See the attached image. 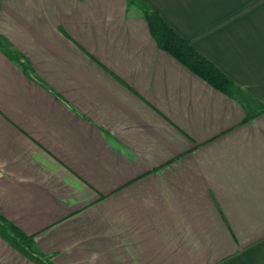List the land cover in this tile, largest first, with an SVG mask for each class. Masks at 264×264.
<instances>
[{"label": "crops", "instance_id": "crops-1", "mask_svg": "<svg viewBox=\"0 0 264 264\" xmlns=\"http://www.w3.org/2000/svg\"><path fill=\"white\" fill-rule=\"evenodd\" d=\"M0 214L54 264H264V0H0Z\"/></svg>", "mask_w": 264, "mask_h": 264}, {"label": "trees", "instance_id": "trees-1", "mask_svg": "<svg viewBox=\"0 0 264 264\" xmlns=\"http://www.w3.org/2000/svg\"><path fill=\"white\" fill-rule=\"evenodd\" d=\"M139 7L147 22L150 34L158 47L214 88L225 94H230L232 83L228 77L200 55L188 40L182 38L169 27L155 10L142 2H139ZM6 53L11 59L19 58L15 53L9 51H6ZM0 236L36 264H54L49 257L34 248L31 235L23 233L1 214Z\"/></svg>", "mask_w": 264, "mask_h": 264}]
</instances>
